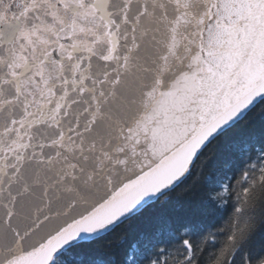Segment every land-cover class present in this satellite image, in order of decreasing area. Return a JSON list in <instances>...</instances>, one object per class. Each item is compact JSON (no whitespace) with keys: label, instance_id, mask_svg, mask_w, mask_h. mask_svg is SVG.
<instances>
[{"label":"snow or ice","instance_id":"obj_1","mask_svg":"<svg viewBox=\"0 0 264 264\" xmlns=\"http://www.w3.org/2000/svg\"><path fill=\"white\" fill-rule=\"evenodd\" d=\"M0 264H264V0H0Z\"/></svg>","mask_w":264,"mask_h":264},{"label":"trees","instance_id":"obj_2","mask_svg":"<svg viewBox=\"0 0 264 264\" xmlns=\"http://www.w3.org/2000/svg\"><path fill=\"white\" fill-rule=\"evenodd\" d=\"M221 161L217 157H213L211 151H206L205 156L197 161V168L200 169L197 171L194 169L193 175L185 181L183 185L178 187L175 192L170 193L172 197V203L175 205H183L188 200L196 202L199 197L194 195L200 183H202L209 173H212L217 170ZM227 217H225V220ZM223 223V221H222ZM224 242V237L218 238L217 244L218 247L222 246ZM213 249V251L218 250Z\"/></svg>","mask_w":264,"mask_h":264}]
</instances>
